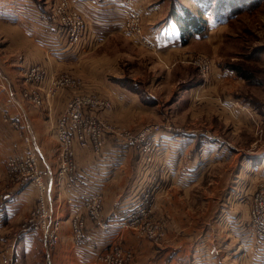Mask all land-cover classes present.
I'll list each match as a JSON object with an SVG mask.
<instances>
[{"label":"crops","instance_id":"obj_1","mask_svg":"<svg viewBox=\"0 0 264 264\" xmlns=\"http://www.w3.org/2000/svg\"><path fill=\"white\" fill-rule=\"evenodd\" d=\"M56 1L58 0H0V30L5 33L11 32L6 49L15 50L12 56L7 55L5 58L0 56V65H2L0 66V188L5 181L3 171L7 156L14 151L21 152L26 149V146L16 137L9 120L6 119L8 115L9 118L18 119L31 131V146L41 152V165L46 169L48 181L52 183L51 201L57 204L59 201L58 190H61L63 194L64 192L57 182L59 142L55 131L50 127L57 114L63 111L71 93L65 90L51 99L50 104L44 103L38 108L22 97V81L19 83L16 79L24 80V70L35 63L45 65L54 72L74 69L75 72L85 76L88 88L98 90L112 98L114 103L111 116L122 122H129L127 117L137 114L138 111H141L140 109L148 110V112L155 110L160 101L151 94L149 88H146L144 91L146 94H143L140 93L141 89L137 83L124 82L125 75L117 62L114 61L115 55L113 57L107 55L108 53H97L100 48H105L113 38H119V36L136 45L137 41L130 37L124 26L129 7H125L119 0H69L73 6L84 13L87 19V30L80 43L71 45L64 29L51 17V8ZM151 1L153 0H140L139 9L146 17L150 14L154 15L163 7V4L157 5L162 2L159 0H156L158 3L155 2L148 6ZM170 4V8H172V2ZM161 23L153 22L152 27L145 26L144 28V33L148 38H155L156 41L162 40L159 42L161 47L158 46V50L182 51L187 45L194 46L195 43H201L205 38L212 48L217 45L218 39L210 40L209 36L212 31L215 35L216 30L220 29L219 21L210 24V29L194 33L189 42H183L179 30L178 32L176 30L173 38L167 40L169 36H162V34L169 33L170 26H175L177 23L175 20L170 22L169 19ZM186 50L182 52H186L188 57L191 54L188 48ZM236 75V72L217 65L212 74L206 78V84L212 91H215L217 81ZM187 92L186 98L182 102L190 104ZM225 94V98L221 100L222 106L235 113L239 112V120L242 121V125L245 123L247 127L255 128V125H258L257 117H264V114L260 113L263 115H255L252 118L254 106L260 110L258 106L248 99L247 107L241 106L235 99L241 98L243 101V96L229 98L232 96L230 91ZM260 106L264 110V102ZM153 114L156 113L153 112ZM262 120L264 121V119ZM137 123H140V120ZM171 131V129L169 131L161 130L154 136L153 144L157 151L156 155L152 153L147 157L149 165L146 172L150 176H157L156 172L160 173V182L162 186L166 187L165 183L167 182L170 185L173 184L174 181L170 178L172 176L184 174L182 179H186L192 174H204L210 168H207L205 162L209 156L216 160L211 163L214 165L220 163L221 158L231 161L235 155V167L238 174L228 187L235 191L240 190L238 197L233 196L234 199L240 200L237 203L238 208L236 204V209L232 208L229 211L235 213L238 210V215H234L235 218H223L222 210H219L218 218H210L205 231H195V241L190 243L184 241L187 239V235L192 234L185 230L179 243L173 244L175 241H172L163 245L151 244L139 249L140 251L136 255L133 245L135 241L139 240L128 230V234L122 237L124 230L118 226V223L123 219L126 208L133 206L131 203L135 200L134 197L138 192L134 182H131V185H125L123 176L126 172L132 173L136 167L138 174L140 160H144L145 156L134 144L109 136L102 156L98 157L90 148L79 150L77 155L84 180L94 187L100 185L106 198L104 218L101 219V223L89 222L88 245L99 244L102 248H106L111 237L115 239L119 236L122 244L134 248L136 257L129 264H133V262L134 264H264V242H261L253 233L249 225V218H246L247 190H249L247 178L239 182V176L243 174H254L255 176L259 175L260 179L264 178V150L259 152L252 148L245 150L211 129L195 128L184 132ZM207 140L212 143L210 144L212 156L208 152H202L201 156L198 153L196 158L201 159V163H196V165L199 167L196 165L182 166V162L185 160L184 155L188 153V150L192 149L195 143H205ZM12 141L18 143L16 147L10 146L9 143ZM45 143L47 147H45ZM171 143L176 145L172 153L169 152L168 147ZM216 144L227 146L231 150L225 153L215 152ZM262 144L264 145V141ZM150 159L152 160L150 161ZM254 183L252 182V185ZM183 185L185 189H189L192 184L185 180ZM5 196V205L0 206L1 228L5 224L17 222L28 214L36 201V188L33 184L10 186ZM229 200L230 198L227 199V202ZM61 236L62 240L56 254L57 262L54 261L53 264H95L94 258L90 254L91 250L87 246L83 248L75 245L69 229L67 231L64 227ZM4 240L8 244H13L10 264H26L24 260L30 255L43 256L45 254L42 253L37 236L32 233H26L25 237L23 234H19L18 238L7 234ZM139 256L146 257L141 259ZM47 257H50V253ZM39 260L36 258L35 261L31 260L27 264H47ZM49 264H52L50 258Z\"/></svg>","mask_w":264,"mask_h":264},{"label":"rangeland","instance_id":"obj_2","mask_svg":"<svg viewBox=\"0 0 264 264\" xmlns=\"http://www.w3.org/2000/svg\"><path fill=\"white\" fill-rule=\"evenodd\" d=\"M137 1L138 3L136 6L139 7L140 0ZM159 1L162 2L157 5L160 6L163 4V7L160 8L159 11L155 12L154 15L150 14L146 17L141 11V25L143 28H145V26L150 28L153 26V22H155V24L159 22L163 23L167 21V19H169L170 22H173L174 19L169 15V11L172 10V8H170V2H172V4L174 2L183 4L190 10L196 11L198 9V5L200 3H204L206 0ZM155 2L158 3V1L153 0L148 6ZM218 2L219 1L215 0V4ZM229 2L228 0H221L220 3L223 5L225 13L223 16H220L219 19L213 17L212 14L209 16L205 15L208 22L205 30L210 29V24H214L213 22L219 21L221 25L219 27L220 29L216 30L215 35H213L212 31L209 36L210 40L218 39L215 48H212L209 41L206 40L207 38H205L201 43H195L194 46L187 45L188 47L186 46L185 49H182V51H187L186 49L188 48L190 51L189 53L191 55L187 57L186 52H182L180 50L173 52H169L166 49L164 51L158 50L157 47H161L159 42L162 40L159 39V41H156L154 40V37V39L149 38L152 40V46L149 47L142 45L137 41V39H135V41H137L135 42L136 46L126 38L119 36V38H113V40H111L105 48H100L97 51V53L100 54L108 53L107 55H111L113 57L115 55L116 59H114V61L117 62L119 68H121L124 72V82L128 84L133 82L137 83V86H140L139 88L141 89L139 90L140 93L143 94H146L144 91H146V88H149L151 94H153L160 101V104L157 105L156 109L153 111L148 112V110L140 109L141 111H138L137 114L128 116L127 119H129L130 123L127 121L122 122L121 120H117L115 117H112L111 115L113 113L114 103L112 98L100 93L98 90L88 88L86 82L87 80L84 78L85 76L75 72L74 69L54 72L43 65L46 69V78L41 83L31 84L28 81L20 80V78L16 79L19 83L22 81L21 88H32L40 93L43 102L42 104H35L22 92V97L25 100L40 108L44 103L50 104L51 99L65 90L71 93L69 98L78 92L77 89L72 90L71 88H61L54 97L48 98L47 96L52 76H58L64 72L72 74L84 82V89L96 91L101 94L100 96L102 98L106 97L112 102V111L108 113V120L114 125L113 130L118 132L123 130L134 133L138 132V139L142 132L145 130L150 131V133L146 134L143 140L139 139L135 145L139 149V152L145 156L144 160H140L141 163L139 164L138 174L136 167L132 173L129 171L123 176V182L125 181V185H129L131 182H134L138 188V192L134 197L135 200L131 203L133 206L126 208L123 218H128L126 217V214L132 208L134 210H137L139 207L145 209L144 213L141 214V217H137L138 222L134 225L129 224V222L126 224L127 221H122L123 219L118 223V226L124 230L122 237L126 236L129 231L137 237V240H139L135 241V244L133 245L136 255L137 252L140 251L139 249L151 244L163 245L165 243L169 244L172 241H175L173 244L179 243L185 230L192 232V234L187 235V239L184 241L188 243L195 241V231H205L208 227L207 222L210 221V218H218L217 212L219 210H222L221 214L223 218H235V216L238 215V210L235 213L229 211L232 208L236 209V204L238 203V200H240L234 199L233 197H238L240 190L235 191L228 187L229 183L234 182L237 178L236 175L238 174V172L236 173L235 167V155L231 161L221 158L220 163H215L214 165H211V163L216 160L210 158L209 156L205 162L208 166L207 168H210L204 174H192L187 176L186 179H182L185 176L184 174L177 175L176 177L172 176L170 178L174 181L173 184L170 185L167 182L165 183L166 187H164L160 182V173L156 172L157 176H150L146 172V168L149 165L147 157H149L152 153L153 155H156L155 152L157 151V148H155L153 142L154 136H156L157 133L161 130L169 131L170 127H181V132L187 131L188 129L206 128L219 132L228 140L233 141L245 150H251L250 148L255 151L258 150V152L264 150V145L262 144L264 141V121L262 119H264V117L259 116L264 114V110L260 106L261 103L264 102V87H262L264 86V0H234L230 2L232 7H230ZM124 5L125 7H128L126 4ZM175 26L171 25L168 31L169 33L164 32L162 36L168 35L169 37L167 40L173 38L176 34V30L177 32L179 30V26ZM10 34L11 32L5 33L0 30V56L4 58L7 55L12 56L15 53V50L6 49L9 43L8 37ZM155 36H157V34H155ZM191 36H187L188 42L191 39ZM198 59H200V61H197ZM231 62L242 66L247 73V78H243L239 74L236 75L237 77L223 78L222 80L216 82L214 88L215 91H212V89L206 84V78L208 75L212 74L213 70L217 68V65L223 68H228L227 66ZM186 91L189 92H187V94H189L188 102H190V104L182 102L183 99L186 98ZM228 91H230L232 95L229 96V98L243 96L244 102L241 98L235 99L239 105L247 107L248 99L252 100L253 103L258 106L260 110H257L254 106V111H252V114H254L252 115V118H254L255 115L259 116L257 117L258 125H255V128L247 127V124L245 123L242 125V121L239 120V112L235 113L234 111L222 106L221 100L225 98V93ZM153 112L156 114H153ZM60 114H57L56 118H58ZM103 117L107 119L105 115H103ZM8 118L9 116L7 115L6 119ZM131 119L132 121H130ZM16 120L19 121L18 119ZM55 120L57 119H54L51 123L50 128L52 130L55 129ZM139 120L140 123H137ZM158 124L160 125L159 130L157 128ZM13 129L16 137L19 138V141L26 146L24 144L22 134L14 127ZM22 130L32 136L31 131L25 125H22ZM171 130L173 132H180L175 131L174 129ZM109 135L110 133H108L107 138ZM113 137L117 138L115 136ZM14 141L9 143L11 147L17 146L18 143ZM20 142L19 145L21 146ZM210 144L212 143L208 142V140L205 143H195L193 148L188 150V153L184 155L185 160L182 162V166L185 167L187 165L188 167H191L195 166L196 163H201V159L196 158V156L198 153V155L201 156L200 154L202 152H208L211 154L212 147ZM216 145L217 147H215V152L225 153L231 150L227 146H219V144ZM29 147L36 150L31 146V144ZM29 147L26 146L25 150ZM45 147H47L46 143ZM168 147L169 152L172 153L173 148H175L176 145L171 143ZM79 150L82 149L77 147V151ZM36 151L38 152L41 161V152L38 149ZM12 153L15 154L20 152L14 151ZM12 153H10V155ZM151 160L152 159H150V161ZM196 166L199 167V165ZM3 172L5 181L0 188V206L5 205V195L10 186L23 185V183H10L8 181L9 175L5 172V167ZM246 178L247 188H249V190H247L246 218H255L251 215V210L253 206L255 207L256 195L261 189H264V178L260 179L259 175L255 176L254 174H243L239 176V182L241 180H245ZM182 180L184 182L187 180L189 184H192L189 186V189H185ZM252 182L255 183L252 185ZM50 197L51 195L48 196L49 210L52 211L54 215L63 217L61 218L63 222L59 229V240L56 245L51 248L50 252L49 258L50 260L52 259V264L55 263L54 261L57 262L56 254L62 240L61 232L64 227L67 231L69 229L75 245L83 248L87 246L89 250H91L92 253L90 251L89 252L92 258H94L93 261L95 264H107L104 261V255L110 252H112L115 259L120 257L122 258L121 264H129L133 261V258L136 257V255H134V248L129 247V245L122 244L119 236L115 239L111 237L106 248H102L99 244L88 245L89 241L87 237V229L89 222L101 223V219L104 218L105 201L103 203L102 213L99 217L100 219H91L87 213L83 214L84 236L81 241H77L75 238L73 239L71 225L68 221L71 213V206L66 203L64 194L58 190L57 197L59 198V201L57 204L50 201ZM103 198L104 200L106 199L104 192ZM228 198H230V200L227 202ZM36 205L37 194L35 204H33L32 208L24 218H20L17 222L14 221L10 224H5L3 228L0 226V259L8 258V256L10 257L13 251V244H8V242L4 240V237H7V234H11L15 238H18L19 234H23L25 237L26 232L22 233V224L28 220V216L32 214V210H34ZM27 233H32L37 236L42 253L45 254L43 256L37 254L30 255L26 260L23 259L24 262L27 264L28 262H31V260L35 261L36 258H38V260L40 259L42 262L49 264V258L47 257L48 253L46 252L45 244L43 243L42 234L31 231H28ZM94 243H96V241H94ZM139 257L143 259L146 256ZM10 263L11 258L8 264ZM4 264H6V262Z\"/></svg>","mask_w":264,"mask_h":264},{"label":"built area","instance_id":"obj_3","mask_svg":"<svg viewBox=\"0 0 264 264\" xmlns=\"http://www.w3.org/2000/svg\"><path fill=\"white\" fill-rule=\"evenodd\" d=\"M120 1L130 8L124 24L125 29L142 45L152 46L151 42H144L150 39L144 35V32L142 33L141 15L134 7L137 0ZM51 15L66 32L69 44L76 45L81 41L87 30V19L79 8L73 6L69 0H58L51 8ZM23 74L25 81L31 84L41 83L46 78V69L41 64H33L25 69ZM83 83L74 75L64 72L58 76H52L47 92L48 98H51L61 88L77 89L78 91L69 98L65 109L56 118L54 129L59 142L57 182L62 187L66 203L71 206L68 221L71 225L73 239L75 238L77 241H81L84 236L83 214L87 213L91 219H100L105 201L101 186L94 187L84 180V174L78 165L77 147L82 150L90 148L95 155L100 157L104 153L108 133L134 145L139 139L143 140L146 134L150 133L149 130H145L138 139V132L113 130L114 125L108 120V113L112 111V102L106 97L102 98L101 94L96 91L84 89ZM22 92L35 104H42V96L37 90L24 88ZM7 120L22 134L24 144L29 147L32 141L31 136L22 130L21 123L16 119L8 118ZM157 128L160 129L159 124ZM170 129L181 131V127H170ZM5 172L9 175L10 183L33 184L35 186L37 205L32 210V214L28 216V220L22 224V233L28 231L41 233L46 252L50 253L51 248L59 240V229L63 217L54 215L48 208V196L51 195L52 183L47 181L46 170L41 166L38 152L29 147L23 152L9 155L5 161ZM144 211L145 209L142 207L137 210L132 208L126 214L128 218H123L122 221L134 225L138 222L137 217H141ZM251 215L255 218H249L250 228L264 242V189H261L256 195L255 207L253 206ZM10 258L11 255L8 258H1L0 264L5 262L8 264ZM104 261L107 264H121L122 258L115 259L110 252L104 255Z\"/></svg>","mask_w":264,"mask_h":264},{"label":"trees","instance_id":"obj_4","mask_svg":"<svg viewBox=\"0 0 264 264\" xmlns=\"http://www.w3.org/2000/svg\"><path fill=\"white\" fill-rule=\"evenodd\" d=\"M217 1L219 2L215 4V0H206L204 3H200L198 5V9L196 11L190 10L183 4H179L177 2L173 3V7L169 15L176 21L177 25L179 26V32L183 37V42L188 41L187 36H191L197 32L205 31V27L208 23L205 15L209 16L210 14H212L213 17L218 19L220 16L224 15L225 11L223 9V5L220 3L221 0ZM229 1L231 2L234 0H228V2ZM230 2L229 5L230 7H232V4ZM227 67L240 76L247 78V73L245 69L242 68V66L231 62Z\"/></svg>","mask_w":264,"mask_h":264},{"label":"bare ground","instance_id":"obj_5","mask_svg":"<svg viewBox=\"0 0 264 264\" xmlns=\"http://www.w3.org/2000/svg\"><path fill=\"white\" fill-rule=\"evenodd\" d=\"M137 5V4H136ZM77 8V7H76ZM136 11L141 15V20H142V13H141V10H139V7H136ZM82 12V11H81ZM83 13V12H82ZM84 14V13H83ZM52 17V16H51ZM54 20V19H53ZM140 26H141V28H143L142 27V25L140 24ZM144 32V28L142 29V33ZM65 33V32H64ZM127 33H128V31H127ZM129 34V33H128ZM66 35V34H65ZM130 35V37H132L134 40H135V37L133 36V35H131V34H129ZM145 35V34H144ZM146 36V35H145ZM66 37L68 38V36L66 35ZM147 37V36H146ZM147 39V38H146ZM145 40V39H144ZM148 40V39H147ZM145 40L144 42H146V43H152V40ZM144 42H142V43H144ZM80 43V42H79ZM145 43V44H146ZM78 44V43H77ZM156 49V48H155ZM157 50V49H156ZM37 194V193H36ZM260 241L261 242H263L261 239H260Z\"/></svg>","mask_w":264,"mask_h":264}]
</instances>
